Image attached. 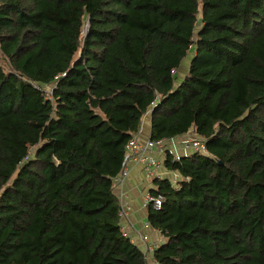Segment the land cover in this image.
Returning <instances> with one entry per match:
<instances>
[{
	"label": "trees",
	"instance_id": "trees-1",
	"mask_svg": "<svg viewBox=\"0 0 264 264\" xmlns=\"http://www.w3.org/2000/svg\"><path fill=\"white\" fill-rule=\"evenodd\" d=\"M148 113L208 151L155 178L156 264H264V0H0V264H149L114 191Z\"/></svg>",
	"mask_w": 264,
	"mask_h": 264
},
{
	"label": "built area",
	"instance_id": "built-area-1",
	"mask_svg": "<svg viewBox=\"0 0 264 264\" xmlns=\"http://www.w3.org/2000/svg\"><path fill=\"white\" fill-rule=\"evenodd\" d=\"M44 90L46 98L54 100L52 96V86L41 87ZM193 152H208L204 139L200 138L195 132L189 131L183 135L174 136L170 138L151 139L150 137L143 139L140 135L131 138L126 146V152L122 162L121 173L114 178V184H123L132 162L143 164L144 172L149 177L163 178L169 177L172 180L178 179L177 173H171L165 166V159L171 156L172 160H180L184 155ZM169 176H166L163 171ZM144 202L148 206L154 205L160 208L163 203V195L161 193H154L152 190H147L144 193ZM128 206L121 204L120 218L121 226L124 227L122 221L128 217ZM141 241L144 244L143 252L146 254L153 253L157 246V242L151 241L147 234H140Z\"/></svg>",
	"mask_w": 264,
	"mask_h": 264
},
{
	"label": "crops",
	"instance_id": "crops-1",
	"mask_svg": "<svg viewBox=\"0 0 264 264\" xmlns=\"http://www.w3.org/2000/svg\"><path fill=\"white\" fill-rule=\"evenodd\" d=\"M180 69V68H179ZM179 69L177 70L178 77H184L185 74H181ZM151 120L149 113L143 118L141 130L139 135L146 139L150 137ZM143 164L132 162L129 174H127L123 184L116 185L114 188L115 193L118 195L121 204L128 206V217L125 218L122 223L124 232L136 243L142 250L144 247L141 241L140 234H147L151 241L157 243L163 241V236L158 230L152 227L147 220L148 206L144 202V193L147 190L156 187L155 178L149 177L145 174ZM164 174L169 176L165 173ZM149 264H156L152 253L147 254Z\"/></svg>",
	"mask_w": 264,
	"mask_h": 264
},
{
	"label": "rangeland",
	"instance_id": "rangeland-1",
	"mask_svg": "<svg viewBox=\"0 0 264 264\" xmlns=\"http://www.w3.org/2000/svg\"><path fill=\"white\" fill-rule=\"evenodd\" d=\"M189 60H190V57H188L186 60H184L181 64V66L179 67V71L180 73L183 75L186 73L187 69H188V64H189ZM149 261V260H148Z\"/></svg>",
	"mask_w": 264,
	"mask_h": 264
}]
</instances>
